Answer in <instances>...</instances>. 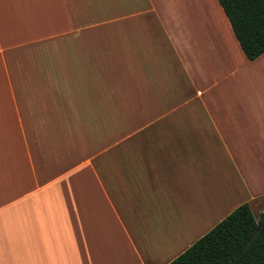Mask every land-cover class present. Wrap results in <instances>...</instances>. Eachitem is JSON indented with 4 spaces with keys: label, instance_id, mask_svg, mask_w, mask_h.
Listing matches in <instances>:
<instances>
[{
    "label": "crops",
    "instance_id": "0c3cea01",
    "mask_svg": "<svg viewBox=\"0 0 264 264\" xmlns=\"http://www.w3.org/2000/svg\"><path fill=\"white\" fill-rule=\"evenodd\" d=\"M84 11L123 87L99 42L86 62ZM261 81L218 0H0V264H167L225 193L253 206Z\"/></svg>",
    "mask_w": 264,
    "mask_h": 264
},
{
    "label": "trees",
    "instance_id": "16d2710c",
    "mask_svg": "<svg viewBox=\"0 0 264 264\" xmlns=\"http://www.w3.org/2000/svg\"><path fill=\"white\" fill-rule=\"evenodd\" d=\"M249 59L264 53V0H218ZM244 202L167 264H264V222Z\"/></svg>",
    "mask_w": 264,
    "mask_h": 264
},
{
    "label": "rangeland",
    "instance_id": "374dc122",
    "mask_svg": "<svg viewBox=\"0 0 264 264\" xmlns=\"http://www.w3.org/2000/svg\"><path fill=\"white\" fill-rule=\"evenodd\" d=\"M174 10V9H173ZM167 14H170L172 19H173V13L171 10V7H168V10H166ZM93 11H84L82 12V18L84 19L86 24H89L88 27H86V31L84 32L85 36V50H86V62L90 58L89 55L92 54V52H96L97 47L93 45V42L96 44L99 42L98 48H99V61L97 62V66L100 70L101 73V83L102 84H108L111 80H115L117 82L118 87H123L124 85V76L119 75V74H113L114 73V62L112 60V54H111V46L109 42L108 36L104 34V36L98 37V31H96L95 27L92 26L94 22L95 16H93ZM178 19V18H177ZM104 29V28H103ZM90 52V53H88ZM112 60V61H111ZM91 67V66H89ZM117 73V72H116ZM262 85V91H264V82L261 81ZM118 96L120 95L119 93L117 94ZM118 100L120 98L118 97ZM119 117H118V123L115 126H110L111 132L113 130L117 131L118 133H124L126 130L130 129V125H125L124 120H125V115L124 113L126 112L128 114V110L125 109H117ZM129 117H139L140 116V110L139 109H133L130 110V114L128 115ZM128 117V118H129ZM121 121V122H120ZM126 121V120H125ZM108 127V126H106ZM134 127V126H133ZM261 130H262V137H264V117L262 118L261 122ZM244 136L247 137V131L246 129H243ZM108 130H105V126L101 127L100 132L97 134L99 136L98 140H100V143H105L108 139ZM247 143L244 141V147L246 148V145L248 144V140H246ZM253 143V142H251ZM263 149H264V139H263ZM262 149V157L264 158V150ZM262 168L264 169V165H262ZM262 177L264 176V171L261 173ZM260 192H264V186L259 187ZM238 194L235 193V191H228V193L224 194L225 201H222L221 204H217L216 208L212 211L211 215V220L213 225H215L218 221H220L221 216H226L234 207L235 205L242 199V197H246L248 195V192L246 189H238L237 190ZM252 206V205H251ZM252 210L256 216L257 219L261 218V214L264 211V197L261 198L259 201L255 202L252 206ZM263 217V216H262Z\"/></svg>",
    "mask_w": 264,
    "mask_h": 264
},
{
    "label": "water",
    "instance_id": "95a60500",
    "mask_svg": "<svg viewBox=\"0 0 264 264\" xmlns=\"http://www.w3.org/2000/svg\"><path fill=\"white\" fill-rule=\"evenodd\" d=\"M263 222H264V215H263V217H262V220H261L260 226L263 224Z\"/></svg>",
    "mask_w": 264,
    "mask_h": 264
}]
</instances>
